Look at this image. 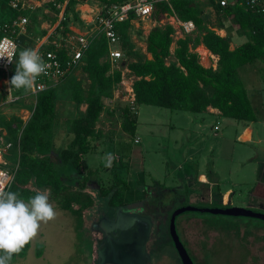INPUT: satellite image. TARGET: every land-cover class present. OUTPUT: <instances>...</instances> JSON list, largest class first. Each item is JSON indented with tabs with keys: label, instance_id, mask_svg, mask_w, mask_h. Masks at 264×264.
Segmentation results:
<instances>
[{
	"label": "trees",
	"instance_id": "16d2710c",
	"mask_svg": "<svg viewBox=\"0 0 264 264\" xmlns=\"http://www.w3.org/2000/svg\"><path fill=\"white\" fill-rule=\"evenodd\" d=\"M9 1L0 0V19L18 15L8 8ZM95 1L102 4H118L127 0ZM206 1L212 6L214 15L231 19L233 24L247 36V42L231 50L228 36L221 37L208 28L217 27L209 25L212 13L203 14L206 3L198 0H172V10L165 4L155 5L154 20L158 21L164 14L174 12L181 21H192L200 36L194 40H191L190 36L177 40L171 52V35L174 32L171 26L153 27L144 40L140 38L142 34H138V41L144 44L151 59L139 49L143 53L138 51L142 56L135 52V60L126 66L136 78L132 85L134 101L132 104L120 107L122 117L120 128L130 137L135 136L136 109L139 106H155L192 114L212 108L217 109L223 117L238 122L256 121L246 88L238 75V69L259 60L264 62V12L251 8L241 0L224 8L215 5L214 0ZM64 2H66L65 20L59 23L56 30L62 34L69 32L70 23L79 22L78 13L74 9L77 0H50L43 6V9L57 13L54 4ZM43 9L38 8L33 12L23 13L29 19L30 37L47 34L46 30L38 28L36 25L38 22L33 23L39 13L44 17L42 22H46L47 15L42 13ZM56 21V18H52L50 26ZM118 28L121 47L126 56L132 43L129 39V25L119 24ZM218 28L223 29L221 24ZM54 37L52 36L51 39ZM199 44L218 57L215 70L204 68L199 63L197 55L189 52V45ZM107 48L104 36H98L91 42L82 58L79 69L86 74L90 84L85 96L81 95L76 86L77 89L74 87L72 92L75 103L85 104L86 109L71 122L72 138L68 147L55 149L53 145L52 126L56 117L55 90L59 84L36 95L34 105L28 107L31 115L26 122L18 117L8 121L0 117V128L10 135L11 145L13 144L16 149V155L11 160L17 162V168L8 191L16 192L19 198L27 200L35 195L36 189L48 190L49 200L56 201L61 210L76 216L79 222L84 211L93 209L95 201L101 207H105V210L103 209L105 214L114 213L117 208H122L125 205L124 193L128 187L127 183L116 174L109 186L97 185L99 188L95 191L86 189L90 171L74 188L67 186L60 176V173L68 167L73 169L76 175H83V157L97 149L96 142L93 141L97 140L101 133L96 130V123L105 109L104 100L112 99L113 92L121 80L118 70L110 72V64L106 58ZM19 50L24 49L19 48ZM71 75L72 73L64 80L71 78ZM2 77L3 74L0 73V79ZM14 93L20 96L26 94L24 90ZM118 167L124 168V165L120 163ZM29 248L30 242L12 257V261L16 258H24ZM42 249L41 246L37 247L35 254L37 258L41 257ZM163 259L160 257L158 260L163 261ZM166 259V262H172L169 264H181L180 261L174 263L175 258ZM156 261L149 258L150 264H155Z\"/></svg>",
	"mask_w": 264,
	"mask_h": 264
},
{
	"label": "rangeland",
	"instance_id": "374dc122",
	"mask_svg": "<svg viewBox=\"0 0 264 264\" xmlns=\"http://www.w3.org/2000/svg\"><path fill=\"white\" fill-rule=\"evenodd\" d=\"M94 2L90 0L87 3L93 5ZM79 5H81L80 2L75 4L74 9L77 10ZM84 7L86 6H80L81 10L85 11L87 9ZM45 10L44 12L43 9L42 13L47 15L46 22H42L44 17L39 13L36 15L33 23L36 24L38 22L39 25L38 23L36 24L38 28L50 32L53 29V26H50L53 12ZM219 24L223 28H231L233 22L223 16H216L212 13L209 25L218 28ZM197 36H200V32L196 31L190 36L191 40H194ZM33 37L35 36L33 35ZM129 39L132 43L130 44L128 53L123 58L124 61L118 62L120 68L126 67L130 62L135 60V52L143 54L139 51L140 42L138 41L137 32L130 31ZM20 52L19 50L16 60H18ZM209 62L212 61L209 60ZM204 64L207 63L204 61ZM15 66L16 62L9 71V79L15 73ZM253 66L246 65L243 67L240 75L249 91V97L252 105L255 107V112L260 116L261 109L258 106V100L254 98H258V89L264 87V67L262 66L259 71L252 75L251 70ZM89 84L86 74L81 70H75L71 78L60 82L56 87V117L52 126V137L54 146L57 149L68 147L69 141L72 138L71 122L82 114L85 106L83 103L77 105L73 100L72 92L74 87H78L81 95L85 96ZM6 87L0 92V117L7 121L13 117L26 121L27 116L31 114L28 107L33 106L35 103L34 97L27 95L29 91H25L26 94L20 100L11 102L9 101ZM118 90L121 91V88L118 87ZM15 95L13 91L11 97ZM104 104H106L104 119H107L108 122L103 123V129L99 130L102 133L100 137L105 134L106 139H100L99 137L93 141L101 144L100 151L87 154L84 157L83 164L85 167L82 172L83 175H76V172L70 167L60 173L62 180L67 186L72 188L77 186L82 178H84V175H87L88 171L86 169L91 171L89 181L86 183L87 190L95 191L101 184L106 185V187L109 186L115 174H118V170L121 168L118 167L114 172L110 167L106 166V154L123 153L126 155L132 147H135L141 150L143 180L146 186L152 184L154 178L159 177L160 182L165 183L166 181L167 185L174 183L171 186L176 185L177 190L181 191L177 200L181 199L178 203L175 202L174 206H171L173 207L172 211L182 206H194L201 208L237 207L264 213V202L259 201V197L264 199V172L261 170L262 167L264 168V153L261 150H255L254 147H251L252 145L246 146L239 142L231 141L229 147H223V149L216 147L213 155H206L203 158L202 154L206 148L199 138L196 137L191 142H188L186 139H180L176 146L168 136V125L176 123L178 112H181L183 116H195V114L184 111H171L154 106L140 108L136 134L139 136L141 142L138 145H134L132 138H115L117 134L121 133L118 126L120 120L118 116L116 117L109 112L110 107L107 100H104ZM212 122L213 119L207 121L206 126L208 129ZM231 122L234 123L235 121ZM263 131H259L260 134H264ZM4 133L5 136L0 145H4L3 148H6L5 158L8 168L14 174L17 162L14 163L11 158L16 155V149L13 144L11 145L10 135L5 130ZM262 146L264 148V145ZM193 151L199 153L194 156L195 161L203 158L204 164L202 167L204 171L213 172L214 164L215 173L228 180V184L225 186L232 188V192L234 193L230 204L222 203L218 199V196L206 194L202 191L193 192V195L189 193V191L191 192L190 184L184 177V170H190L192 173L195 171L196 166L194 163L187 162L183 163L184 170H178L176 166L178 165V161H181L182 157L185 156L184 153L191 154ZM245 152H247V156L250 152V159L242 156ZM241 157L245 158L243 162H240ZM167 173H170V177L164 180ZM118 175L125 177L126 172L120 171ZM257 182L263 185V193H260L257 196L258 198H250L251 194H249V191L252 190L251 192H254L255 188L253 185ZM49 202L56 211L55 219L49 221L47 224H41L37 236L30 241V248L26 256L24 258H16L12 261V264H96L97 247L98 243L102 240V234L96 228V223L104 216L105 207H101L95 201L93 209L84 211L81 222H79L76 216L61 210L56 201L49 200ZM129 205L124 209L137 211L138 208H134L135 206H132V203H129ZM164 211L160 210L156 212V215L159 213L158 219L161 220L162 228L155 227L154 230L157 232L150 233L146 253L149 258L157 260L155 264L172 263L166 262L167 257L175 258L174 263H178V256H176L177 254L168 232V220L172 211L168 214ZM137 212L141 213V211ZM175 223L178 236L194 264H264L263 221L245 217L215 216L206 213L185 212L176 218ZM38 246L43 248L42 255L39 258L35 256ZM160 257L164 258L163 261L158 260ZM149 258L146 263L149 262ZM128 261L131 262V259Z\"/></svg>",
	"mask_w": 264,
	"mask_h": 264
},
{
	"label": "built area",
	"instance_id": "2783aa9c",
	"mask_svg": "<svg viewBox=\"0 0 264 264\" xmlns=\"http://www.w3.org/2000/svg\"><path fill=\"white\" fill-rule=\"evenodd\" d=\"M95 1V0H93ZM172 0H127L118 4H102L95 1L93 5H89L87 2L90 0H77L79 8L75 11L78 13L79 23H70L68 26L69 32L59 33L56 32L58 25L61 21L65 20L64 14L66 9V2L54 4L57 13L53 12V18H56L53 29L45 36L30 37L28 35L29 19L23 13L33 12L38 8H42L50 0H10L8 2V8L10 11L18 13L16 17H8L7 19H0V41H11L15 45V56L13 62L9 64L6 59H0V73L3 74L1 79L8 81L9 71L14 66L19 46L16 44V38L19 35H25L32 40V48L39 49L41 56L43 57L47 69L45 74H41L37 78L38 89L36 91H29L27 95L33 96L34 100L36 95L49 88L55 87L62 82L67 76L79 69L82 64V58L88 50L91 42L98 36H104L107 42V60L110 64V72L118 70L120 72V82L118 87L123 88V93L130 97L133 89V80L130 77V71L126 68H120L119 61H124V51L120 43L119 24L127 23L129 25V31H135L136 29L141 32H149L153 27L171 26L173 28L172 43L170 51L175 47V42L179 39H183L186 36H191L195 33L196 27L192 21H181L174 12L164 14L160 20L153 19L154 7L157 4H165L171 9ZM199 2L206 3L204 6V12L213 13V8L210 4H207L206 0H198ZM215 5H219L224 8L231 5L238 0H214ZM249 5L251 8H256L261 12H264V0H241ZM80 6H86L85 11L81 10ZM48 10V9H47ZM172 10V9H171ZM46 10L44 9V12ZM217 35L219 32L216 28H210ZM52 36H55L51 39ZM172 52V51H171ZM189 52L197 55L198 61L201 64L206 62L209 67L214 68V65L210 64L209 60H214L207 49L202 44L192 46L189 45ZM205 68V67H204ZM128 83L129 86H126ZM8 88V85H7ZM3 89L0 88V92ZM117 91V92H116ZM115 92L120 94L118 88ZM10 94L8 93V98ZM23 95H15L9 98V101H18ZM134 99H129L130 103H133ZM31 115V114H30ZM27 116L26 120L28 119ZM26 122V121H24ZM217 130V127H215ZM5 136L4 130L0 128V144ZM138 141L135 140V143ZM4 146V145H3ZM0 145V155L5 158V149ZM9 147V144H8ZM0 183H7L8 188L13 181V172L8 168V164L0 163ZM9 177L11 181L9 182Z\"/></svg>",
	"mask_w": 264,
	"mask_h": 264
},
{
	"label": "crops",
	"instance_id": "0c3cea01",
	"mask_svg": "<svg viewBox=\"0 0 264 264\" xmlns=\"http://www.w3.org/2000/svg\"><path fill=\"white\" fill-rule=\"evenodd\" d=\"M229 20L232 21L231 19ZM216 29L219 32V36L221 37L228 36L230 38V49L231 50L247 42V36L244 35V33L236 25L232 24L231 28L229 27V28H223V29H219V28H216ZM136 32H137V37H138V34H142L140 36L141 40H144L146 35L148 34V32L144 33L138 29H136ZM139 47L142 50V52L146 55V57L148 59H151L150 54L147 53L145 50L144 44L140 43ZM171 51H173V48ZM208 53L210 52L208 51ZM211 56L214 58V60H211L212 62H210V64L214 65V68L216 69L218 57L212 54ZM201 65L207 69L209 67V65L204 64V62H202ZM248 65H254L251 70L252 75H254V73L259 71L262 66L264 67V62L259 60L253 64H248ZM243 67L238 69V75L240 79H241L240 71ZM124 68L128 70L127 67H124ZM77 70H80V69H77ZM129 75L134 82L136 78L131 74V72ZM5 82H6L5 79L4 80L0 79V88L3 89L5 86H7ZM126 86H129L128 83H126ZM115 90L113 92L112 99L108 101L109 102L108 106L110 107L109 112L113 114L114 116L119 117L120 121L118 122V126H119V129L121 130L120 125L122 122V117H121L120 107L126 104H132L129 102V99L131 98L134 99V94L132 92V94H130V97L128 98L127 95L123 93V88L121 89L120 94L119 93L117 94L116 93L117 91L115 92ZM258 90H259V92L257 93L258 98L256 99L255 97L254 99L258 100V106H260V109H261L260 116L255 112V107L251 103V99L249 97V91L246 88L248 98L250 100V103L253 107V110L256 116L255 122L243 123V122H238L233 119L229 120V118L223 117L217 109H212V108H208L205 112L195 114V116H183L181 112L177 111L178 113L176 115V120H177L176 123L174 124L170 123L168 125L169 138L172 140V142L176 146L178 145L180 139H186L188 142H191L192 140L194 141L196 137L199 138V140L203 142V144H205L204 146L206 148L202 154L203 158H205L206 155H213L216 147H220L221 149H223V147L224 148L229 147L231 141L239 142L240 144H243L246 146L252 145L251 147H254L255 150H258V151L261 150V152L264 153V148L262 146L264 145V134H260L259 132V131H263L264 129V87H261ZM141 107H146V106H139L136 109L137 127H138V115H139L138 113ZM85 109H86V105L84 106L82 113L85 112ZM26 113L28 115L27 111ZM105 113H106L105 110H103L102 113L100 114L99 120L96 123V130H98L99 132L101 129H103L102 124L108 122L107 119H104V115H106ZM212 119H213V122L208 129L206 126V123L208 120L211 121ZM231 121H235V122L233 123ZM137 127H136V131H137ZM215 127H217V130H215ZM118 137H121L123 139L132 138V143L134 145H138L141 142L136 132H135L134 137H130L129 135L122 132L121 130V133L117 134V137L115 138H118ZM100 139H106V135L104 134V136L100 137ZM135 140H137L138 142L135 143ZM53 145H54V142H53ZM100 145L101 144L99 142H96L97 149H95V151H92L90 153L100 151ZM54 148L57 149L55 146ZM140 152L141 150L139 148L132 147L129 153L126 155H124L123 153L114 154L116 158L112 161L113 163H112V167L110 166V169L115 172V170L118 168V164L122 163V165H124V168H121L120 170H118V174L120 171H124L126 172V176L120 177L116 173V175H118L119 178L123 179L127 183V186H128L124 193L125 205L122 207V209L128 213L139 214L141 216L149 218V220L151 221V231L150 232L156 233L157 231L154 230L155 227H158L160 229L162 228V225L160 223L161 220L158 219L159 213L156 215V212L160 210H165L164 211L165 213L167 214L170 213L173 208L171 206L172 205L174 206L175 202L178 203V201L181 199L180 198L179 200H177L179 198V195L181 194V191L179 192L177 190L178 188H176V185L171 186V185H174V183L167 185L166 181L165 183L160 182L159 177H156V179L154 178L152 180V184H150L149 186H146L145 181L143 180L142 160L140 157ZM184 154L185 156L182 157L181 161H178V165L176 166V168H178V170H184L183 163H186V162L194 163L196 166L195 171H193L192 173L190 170L189 171L184 170V177L190 184L191 192L189 191V193L193 195V192L202 191L206 194H212L213 196L215 195L218 196V199L221 200L222 203L230 204V200L232 196L234 195V193L232 192V188L225 186L228 184V180L226 178H222L219 174L215 173L214 164H213V172L212 171L206 172L204 171L202 167L204 164L203 158L202 159L200 158L198 161H195L194 156L196 154H199L198 152L193 151L191 154L189 153H184ZM242 156H245L246 159H250V152L248 156H247V152H245ZM84 157L82 159V164L84 161ZM244 159L241 157L240 162H243ZM83 167H85L84 164H83ZM86 170L89 171V169H86ZM261 170L264 172L263 167L261 168ZM169 177H170V173H167L166 177H164L165 178L164 180L169 179ZM253 186L255 190L254 192H251L252 190L249 191V194H251L250 198H258L257 196L260 193H263V189H262L263 185L257 182ZM248 187L250 186L248 185ZM259 201L264 202V199L262 197H259ZM129 203H132V206H135L134 208H138L137 211H141V213H138L137 211L134 212V211H129V210L124 209L127 206H130Z\"/></svg>",
	"mask_w": 264,
	"mask_h": 264
},
{
	"label": "clouds",
	"instance_id": "9594fccd",
	"mask_svg": "<svg viewBox=\"0 0 264 264\" xmlns=\"http://www.w3.org/2000/svg\"><path fill=\"white\" fill-rule=\"evenodd\" d=\"M14 50L15 45L11 41H0V59H6L11 64ZM46 69L47 65L39 49L26 48L21 51L16 60L14 75L5 82L9 98L13 91H36L37 78L45 74ZM115 158L112 153L106 154V166L110 167ZM0 163L7 164L3 155H0ZM7 187V183H0V264H12V257L37 236L41 224H47L56 216L49 202L48 190L36 189L35 195L25 200L19 198L16 192L6 190Z\"/></svg>",
	"mask_w": 264,
	"mask_h": 264
},
{
	"label": "water",
	"instance_id": "95a60500",
	"mask_svg": "<svg viewBox=\"0 0 264 264\" xmlns=\"http://www.w3.org/2000/svg\"><path fill=\"white\" fill-rule=\"evenodd\" d=\"M15 41L22 49L32 48V40L25 35H19ZM185 212L245 217L264 222V213L237 207L201 208L182 206L173 210L168 220V232L181 264H194L176 229V218ZM96 228L102 234V240L97 247L96 264H145L148 261L146 245L151 231L149 218L117 208L114 213L105 214L96 223ZM130 259L131 262L128 261Z\"/></svg>",
	"mask_w": 264,
	"mask_h": 264
},
{
	"label": "flooded vegetation",
	"instance_id": "af4514ba",
	"mask_svg": "<svg viewBox=\"0 0 264 264\" xmlns=\"http://www.w3.org/2000/svg\"><path fill=\"white\" fill-rule=\"evenodd\" d=\"M104 215H105V214H104ZM150 233H151V232H150ZM148 240H149V239H148ZM99 243H100V242H99ZM99 243H98V244H99ZM147 243H148V242H147ZM146 247H147V245H146ZM146 251H147V248H146Z\"/></svg>",
	"mask_w": 264,
	"mask_h": 264
}]
</instances>
